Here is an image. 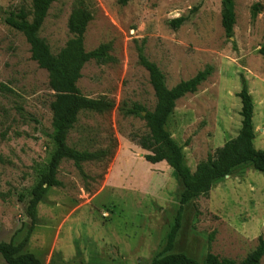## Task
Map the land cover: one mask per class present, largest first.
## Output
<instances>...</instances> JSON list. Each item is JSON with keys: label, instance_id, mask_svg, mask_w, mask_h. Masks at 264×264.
Segmentation results:
<instances>
[{"label": "rangeland", "instance_id": "obj_1", "mask_svg": "<svg viewBox=\"0 0 264 264\" xmlns=\"http://www.w3.org/2000/svg\"><path fill=\"white\" fill-rule=\"evenodd\" d=\"M74 1L53 2L38 32L53 54L70 37L67 18ZM92 3L84 47L89 51L110 42L115 62L86 63L77 86L83 95L104 96L116 107L102 115L81 112L67 143L90 151L116 146L108 162L82 164L89 176L85 180L71 161L61 162L57 178L63 186L47 189L23 251L44 264H146L162 249L178 200L165 193L174 179L149 167L148 152L130 138L147 132L144 121L118 109L136 102L151 111L155 104L148 73L137 63V47L143 45L169 88L206 65L214 69L194 93L176 101L166 124L191 171L239 129L236 94L242 77L254 103V146L264 149V58L257 51L264 42V0H234L230 39L220 24V0ZM254 4L259 13L252 18ZM30 5L31 0H0V241L13 244L26 235L28 191L53 149L47 72L31 59L22 34L3 22L9 11ZM179 17L181 25L172 27L170 21ZM19 194L25 195L23 202ZM99 194L104 202L95 199ZM259 236H264V174L239 169L217 182L207 197L185 206L172 252L200 262L208 252L238 262ZM0 264H6L1 256Z\"/></svg>", "mask_w": 264, "mask_h": 264}, {"label": "trees", "instance_id": "obj_2", "mask_svg": "<svg viewBox=\"0 0 264 264\" xmlns=\"http://www.w3.org/2000/svg\"><path fill=\"white\" fill-rule=\"evenodd\" d=\"M56 0H31L30 9L20 7L9 11L3 22L22 34L29 45L30 57L39 68L47 72L48 86L53 91V98L49 103L51 112L50 135L53 149L50 152L45 168L36 175L35 182L28 191V202L25 214L29 219L26 235L18 244L0 241V256L6 264H44L33 253L24 252L23 248L35 227L36 208L44 198L48 188L62 187L57 178L62 161H71L79 174L85 180L87 176L82 164L85 162H108L114 152L116 144L101 149L87 150L70 146L67 139L71 130L78 122L81 112H91L99 115L111 112L116 104L104 96L90 98L83 95L77 86L83 66L93 61L96 64L115 62L111 55V43H101L96 48L87 51L84 47V34L88 23L93 18L91 5L94 0H75L67 18V30L70 37L64 46L56 53L50 51L45 40L38 32L47 16L48 10ZM129 0H118L124 6ZM264 10V5H263ZM259 13V5L254 4L251 16L255 18ZM183 19H172L170 25L179 27ZM236 17L234 0H220V24L227 39L233 37ZM258 54L264 58V42L258 48ZM137 63L148 73V81L153 90L155 104L151 111L139 103L133 102L129 106L122 104L118 109L124 116L141 118L147 132L140 136L131 135L142 150L148 153L144 159L148 163H165L174 170L182 184L179 194L178 207L171 226L169 227L162 249L149 259L146 264H259L264 255V236L257 238L255 248L241 261L229 258H219L210 252L206 253L200 262L184 253H174L172 249L176 236L181 227V218L185 206L198 198L209 195L211 188L227 176H233L239 169H251L264 174V149L254 147L255 128L253 123L254 103L248 91L245 79L241 78V88L236 96L240 99L241 127L238 134L217 147L206 158L197 163L194 171L186 165L182 147L179 146L168 130L167 121L172 114L176 101L187 93H194L198 86L205 82L213 73L211 65H206L193 77L179 81L172 87H167L165 76L158 66L144 54L143 45L137 47ZM1 89L8 90L5 86ZM144 114L142 115V113ZM103 176L101 175L100 178ZM90 193L89 188H84ZM25 195L19 194L18 201L23 202ZM51 264H53L51 262Z\"/></svg>", "mask_w": 264, "mask_h": 264}, {"label": "crops", "instance_id": "obj_3", "mask_svg": "<svg viewBox=\"0 0 264 264\" xmlns=\"http://www.w3.org/2000/svg\"><path fill=\"white\" fill-rule=\"evenodd\" d=\"M247 82V81H246ZM238 92L240 91V88L237 90ZM237 92V93H238ZM239 99V98H238ZM239 101H240V99H239ZM240 107H241V104H240ZM240 121H241V117H240ZM240 127H241V122L239 123V129H240ZM239 129H238V126H237V129H236V132L232 135V137H229V138H234L237 134H238V132H239ZM231 135V134H230ZM229 138H227L226 140H224V142L223 143H225V141H227ZM255 139V138H254ZM218 143V147H220V146H222L223 145V143ZM253 144H254V140H253ZM255 147V146H254ZM151 165L149 166V167H151V168H153V169H155V168H157V169H162V170H164V172H166L167 174H169V176H171L173 179H174V186H177V190H173L172 191V189H174V186L173 187H170V188H168L169 189V191L168 192H166L167 190H165V193H167V195H168V193H171V195L172 194H176V198H177V200L179 199V194L182 192V184H181V182H180V180H179V178H178V176H177V178H178V181L175 179V176H174V174L171 172V170H170V167L165 163V161H161V162H158V163H154V164H152V163H150ZM167 167H169V169L167 168ZM150 169V168H149ZM172 169V168H171ZM173 170V169H172ZM174 171V170H173ZM149 172H152V170L151 171H149ZM215 186V185H214ZM213 186V187H214ZM212 187V188H213ZM212 188H211V190H212ZM210 190V191H211ZM100 196H97L95 199H98L97 201H101V202H104V195H102V194H99ZM110 200V199H109ZM95 201V200H94ZM96 202V201H95ZM177 207H178V201H176V204H175V206H173V208H174V211H175V213H176V209H177ZM175 216V215H174ZM174 219V218H173ZM173 222V221H172ZM172 224V223H171Z\"/></svg>", "mask_w": 264, "mask_h": 264}, {"label": "water", "instance_id": "obj_4", "mask_svg": "<svg viewBox=\"0 0 264 264\" xmlns=\"http://www.w3.org/2000/svg\"><path fill=\"white\" fill-rule=\"evenodd\" d=\"M142 114H144V112Z\"/></svg>", "mask_w": 264, "mask_h": 264}]
</instances>
